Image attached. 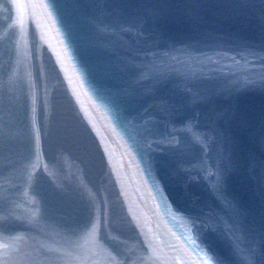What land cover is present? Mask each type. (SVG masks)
<instances>
[{
  "label": "water",
  "instance_id": "water-1",
  "mask_svg": "<svg viewBox=\"0 0 264 264\" xmlns=\"http://www.w3.org/2000/svg\"><path fill=\"white\" fill-rule=\"evenodd\" d=\"M0 264H264V0H0Z\"/></svg>",
  "mask_w": 264,
  "mask_h": 264
}]
</instances>
